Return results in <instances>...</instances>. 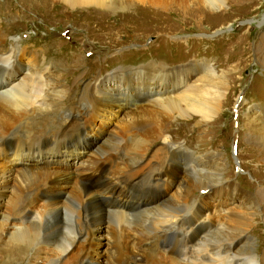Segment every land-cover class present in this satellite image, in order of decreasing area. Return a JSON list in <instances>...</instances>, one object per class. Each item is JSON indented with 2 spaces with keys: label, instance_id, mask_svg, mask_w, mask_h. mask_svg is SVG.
Wrapping results in <instances>:
<instances>
[{
  "label": "bare ground",
  "instance_id": "bare-ground-1",
  "mask_svg": "<svg viewBox=\"0 0 264 264\" xmlns=\"http://www.w3.org/2000/svg\"><path fill=\"white\" fill-rule=\"evenodd\" d=\"M43 1L83 11L87 8L112 10L117 0H0V17L12 13L19 16L18 4L24 8L27 2L38 5ZM201 2L211 8H221L226 0ZM5 26L0 20V240L7 244L8 250L21 255L31 247L35 264H246L231 255L239 244L249 240L248 233L259 224L253 217L264 214L253 194H242L243 211H230L226 215L218 209V204H207V198L203 203L193 200L195 191L218 195L226 188L225 165L219 153L198 154L186 148L187 140L185 144L173 142L165 135L160 147L164 158L145 165L146 143L149 139H160L166 123L173 127L175 121L192 123L196 117L203 123L216 122L226 85L217 90L213 83L216 73L209 64L197 66V73H207L197 75L193 81L192 69L187 67L183 69L182 79L178 75L171 82L166 78L174 76L175 72H169L165 63L150 62L139 67L141 73L149 75L151 89L148 90L154 93L135 105L140 108H134V117L124 131L117 134L107 131L105 140L87 153L81 162L84 165L75 173L64 174L51 168H15L16 164L28 163L34 156L32 153L47 154L60 144L61 133L36 131L31 117L50 111L49 98L64 100L65 89L50 80L49 58H40L30 51L22 54L19 39L7 37L10 33L3 30ZM262 42L264 44V39ZM22 57L26 61L24 66ZM263 65L258 58L256 66ZM15 69L22 70L17 78L10 75ZM164 76L158 86L156 79L162 80ZM91 88L93 102L89 111L85 107L80 117L68 113L64 122L75 126L92 113L112 112V106L118 112L123 107L120 100L111 97L106 90L98 86ZM253 113L245 114V118L247 125L257 131L254 148L261 152L260 163L264 165V120ZM197 123L200 124H193ZM138 127L141 135L135 145L129 147L126 137ZM187 159H193L198 168L189 166ZM179 176L180 193L165 201L156 200L155 196L156 199L147 201V208L134 214L123 207L113 210V203L127 205V200L142 198L134 193L143 189L157 193L160 187L174 183ZM153 180L156 182L152 183ZM236 186L229 185L239 194ZM113 221L117 227L120 221L126 224L133 221L119 249L114 248L110 237L97 236V232L107 233ZM168 235L172 236L163 238ZM168 239L171 245H160V241ZM132 246L146 253L143 259L132 258ZM101 247L103 250L99 249Z\"/></svg>",
  "mask_w": 264,
  "mask_h": 264
},
{
  "label": "rangeland",
  "instance_id": "rangeland-1",
  "mask_svg": "<svg viewBox=\"0 0 264 264\" xmlns=\"http://www.w3.org/2000/svg\"><path fill=\"white\" fill-rule=\"evenodd\" d=\"M113 5L112 10L87 8L80 11L44 1L38 5L27 2L24 8L18 4V10H21L19 16L12 13L0 17L1 23L6 24L3 30L10 33L7 37L19 39L22 54L30 51L40 58H49L52 64L50 80L65 89L64 100L49 98L50 111L31 117L36 131L61 133L60 144L47 154L34 152L28 163L14 167L51 168L62 173H75L78 167L84 165L81 162L86 159L87 153L105 140L107 131L116 134L124 131L134 117V108H140L135 105L154 93L148 90L151 89L149 75L141 73L139 67L159 62L165 63L169 72H175L174 76L156 79L159 86L165 78L167 82L174 81L178 75L182 79L185 75L183 69L187 67L192 69L193 81L197 75L207 73L196 72L199 64L207 63L216 73L213 83L217 90L219 86L226 85L216 122L203 123L196 117L192 123L175 121L173 127L166 123L160 139L147 141L145 165L164 158L165 153L160 147L165 135L170 136L173 142L185 144L187 140V149L203 155L219 153L225 165L223 179L226 188L218 195L195 191L193 200L203 203L207 198V204H218V209L226 215L230 211H243L241 196L247 192L253 194L264 210V165L260 163L263 156L254 148L257 131L247 125L245 118V114L255 112L254 116L264 120V65L260 68L256 66L258 58L264 64V0H226L221 8H211L200 0H117ZM21 59L24 66L26 61L23 57ZM75 65L80 68H73ZM181 70L183 72H179ZM21 74V69L10 73L13 78ZM178 84H181L180 81ZM95 86L120 100L123 109L117 112V108L112 106L114 114L92 113L93 116L86 117V121L84 119L75 126L66 123V114L80 117L85 107L89 111L93 102L91 87ZM196 122L200 124H193ZM132 131L133 134L126 137L129 138V147L135 145L142 130L138 127ZM187 160L189 166L198 168L193 159ZM179 178L181 176L174 183L160 187L158 194L143 189L134 193L142 198L127 200L124 206L113 203V210L123 207L126 212L134 214L141 208H147V201L155 196L156 200L165 201L169 196L180 193ZM234 184L239 194L229 187ZM253 218L259 224L254 231L249 229V240L239 244L231 256H238L246 264H253L254 261L255 264H264V214ZM133 221L128 224L120 221L118 227L113 221L106 235L97 232V236L110 237L114 248L119 249ZM171 244L169 239L160 241L162 246ZM30 248L20 255L13 249L8 250L7 244L0 240V263L35 264ZM130 248L134 260L144 258L146 253L134 246ZM99 249L103 250V247ZM93 257L97 258L95 254Z\"/></svg>",
  "mask_w": 264,
  "mask_h": 264
}]
</instances>
